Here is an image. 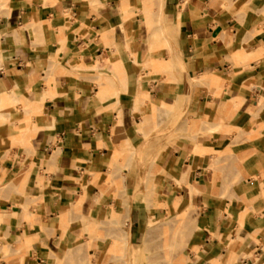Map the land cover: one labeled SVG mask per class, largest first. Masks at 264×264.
<instances>
[{
	"label": "crops",
	"instance_id": "0c3cea01",
	"mask_svg": "<svg viewBox=\"0 0 264 264\" xmlns=\"http://www.w3.org/2000/svg\"><path fill=\"white\" fill-rule=\"evenodd\" d=\"M144 10L0 0V170L26 184L0 204V264H77L67 253L113 210L134 248L150 218L190 204V264H264V0H165L170 46ZM179 106L201 136L160 153L147 210L137 162L114 156Z\"/></svg>",
	"mask_w": 264,
	"mask_h": 264
},
{
	"label": "rangeland",
	"instance_id": "374dc122",
	"mask_svg": "<svg viewBox=\"0 0 264 264\" xmlns=\"http://www.w3.org/2000/svg\"><path fill=\"white\" fill-rule=\"evenodd\" d=\"M142 2L145 9L144 15L149 20L151 27L155 21L159 27L160 35L164 39L163 42L169 45L167 34L171 32V28L165 25V0H142ZM170 48L171 54H173L172 47ZM172 63L169 60L165 62L164 67H168ZM174 66L180 70V67L175 64ZM114 71L117 75L116 68ZM203 125L204 123L193 121L183 106L155 109L153 115L142 122L141 132L144 135V140H146L142 152L136 154L134 149L124 150L123 154L119 156L123 158V166L136 162L139 166L140 181L135 191L140 194L144 209H152L156 204L155 197L157 194L154 180L163 168L160 163V153L178 140H199ZM111 180L113 179L111 178ZM113 183L118 190H122L119 180H113ZM12 192L24 194L26 192L25 181L19 180V177L8 174L6 170L2 169L0 170V204L9 198V194ZM125 195L126 189L123 186V196ZM189 206L186 209L189 208L190 213L193 214V217L190 218H183L182 213L185 210L164 217H159V214L157 218H150L144 236L134 248H129L126 241V220L124 218L121 220L117 212L113 210L109 218L94 222L89 229V236L82 238L81 244L76 248L78 252L77 262H81L80 264H169L168 260L173 257L178 264L182 262L190 264L192 260L189 256V241L195 227L196 216L199 214V208L193 204L191 207ZM153 224L157 226V230L150 231ZM179 227H182L184 231ZM179 229L184 234L179 232ZM180 233L181 237L182 235L185 236L184 243H181ZM146 241L150 242L149 246ZM172 241L173 243L176 241L177 244H173ZM179 241L180 244H183L180 245L181 247ZM173 246L174 249H172ZM90 250H97V254L92 256Z\"/></svg>",
	"mask_w": 264,
	"mask_h": 264
},
{
	"label": "bare ground",
	"instance_id": "6f19581e",
	"mask_svg": "<svg viewBox=\"0 0 264 264\" xmlns=\"http://www.w3.org/2000/svg\"><path fill=\"white\" fill-rule=\"evenodd\" d=\"M163 4V3H162ZM161 11V10H160ZM137 57V56H136ZM138 62V61H137ZM136 98V97H135ZM136 100V99H135ZM29 107H33V106H29ZM37 107V106H36ZM38 108V107H37ZM32 110V109H31ZM34 110V109H33ZM39 110V109H38ZM117 130V129H116ZM115 131V130H114ZM119 131V130H118ZM114 134V133H113ZM118 137V136H117ZM170 140V139H169ZM168 140V141H169ZM144 141H146V140H144ZM174 141H175V139H174ZM30 142V141H29ZM170 142V141H169ZM144 143V142H143ZM141 145V144H140ZM145 145V144H144ZM141 147V146H140ZM118 148V147H117ZM119 151L121 150L120 148L118 149ZM142 150H143V147L142 148H140V149H134V152L136 153V154H139V153H141L142 152ZM116 151H117V149H116ZM116 152V155L117 154H119L120 152H122V151H120V152ZM124 151V150H123ZM126 152V151H125ZM145 152H146V150H145ZM129 155V154H128ZM113 156H114V154H113ZM119 155H117V157H118ZM122 156V155H121ZM114 157H116V156H114ZM116 157V158H117ZM117 160H118V158H117ZM118 164V163H117ZM111 174H112V172H111ZM112 176H113V174H112ZM125 180V179H124ZM8 185V184H7ZM137 187V186H136ZM180 203V202H179ZM179 206V205H178ZM192 206V204H190V206L189 207H191ZM189 209V208H188ZM188 209H185V211H184V213H182L183 214V218H185V217H193V214L192 213H190V209L188 210ZM182 214H180V215H182ZM179 215V216H180ZM177 218V217H176ZM180 229L182 228V227H179ZM179 229V232H181V230ZM155 230H157V226L156 225H152L151 227H150V231H155ZM182 230L184 231V229L182 228ZM178 231V230H177ZM148 233V232H147ZM181 233H183V232H181ZM181 233H180V237H181ZM184 234V233H183ZM175 237V236H174ZM184 237L185 236H183L182 235V237H181V243L183 242V241H185V239H184ZM147 238V237H146ZM171 239V238H170ZM175 239V238H174ZM179 239V238H178ZM176 240V239H175ZM171 241V240H170ZM150 242L149 241H146V244L149 246L150 244H149ZM172 243H173V241H172ZM174 243H176V241L174 242ZM173 243V244H174ZM184 243V242H183ZM170 243H168V245H169ZM177 244V243H176ZM180 245H183V244H180V241H179V246ZM170 246V245H169ZM172 246V245H171ZM181 247V246H180ZM179 248V247H178ZM167 249H169V248H167ZM172 249H174V246H173V248ZM124 251V250H123ZM169 251H171L170 249H169ZM77 254H78V252H77V249H71L68 253H67V256H66V260H68L69 259V261H67V263L68 262H72V261H70L71 259L73 260L76 256H77ZM123 254H124V252H123ZM76 255V256H75ZM171 255H172V253H171ZM171 257V256H170ZM162 258V257H161ZM73 263V262H72ZM77 263H79V262H77ZM81 263V262H80ZM79 263V264H80ZM168 263L169 264H178V262H176L174 259H173V257H171L169 260H168ZM61 264H63V262L61 263ZM69 264V263H68ZM73 264H75V263H73ZM180 264V263H179ZM181 264H184L183 262L181 263Z\"/></svg>",
	"mask_w": 264,
	"mask_h": 264
}]
</instances>
